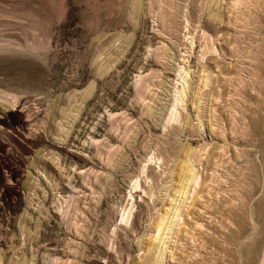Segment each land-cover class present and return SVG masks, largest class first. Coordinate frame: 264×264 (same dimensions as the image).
Returning <instances> with one entry per match:
<instances>
[{
	"label": "rangeland",
	"instance_id": "rangeland-1",
	"mask_svg": "<svg viewBox=\"0 0 264 264\" xmlns=\"http://www.w3.org/2000/svg\"><path fill=\"white\" fill-rule=\"evenodd\" d=\"M0 264H264V0H0Z\"/></svg>",
	"mask_w": 264,
	"mask_h": 264
}]
</instances>
